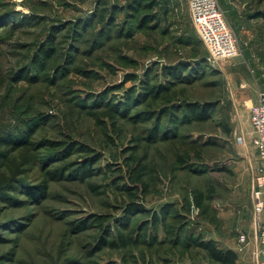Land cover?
<instances>
[{"label":"rangeland","instance_id":"rangeland-1","mask_svg":"<svg viewBox=\"0 0 264 264\" xmlns=\"http://www.w3.org/2000/svg\"><path fill=\"white\" fill-rule=\"evenodd\" d=\"M104 1L116 15L90 23ZM154 2L134 11L136 0H0V139L34 129L28 147L0 146L5 264H214L198 240L255 264L264 221L250 110L235 104L226 61H208L187 0ZM218 3L239 41L228 61L264 93V0ZM52 34V58H38ZM210 103L206 120L191 113ZM144 158L147 190L131 177ZM91 160L93 177L76 179ZM43 183L44 200L25 194ZM120 233L137 244L124 249Z\"/></svg>","mask_w":264,"mask_h":264},{"label":"built area","instance_id":"built-area-1","mask_svg":"<svg viewBox=\"0 0 264 264\" xmlns=\"http://www.w3.org/2000/svg\"><path fill=\"white\" fill-rule=\"evenodd\" d=\"M190 18L199 39L206 47L211 64L236 58L240 54L236 33L229 25L218 0H187ZM253 129V145L257 148L262 168L254 179V211L256 218L264 213V93H259L257 102L250 109ZM244 142V138H241ZM258 241L260 250L255 254V264H264V225H260ZM247 238L241 236L239 251Z\"/></svg>","mask_w":264,"mask_h":264},{"label":"trees","instance_id":"trees-1","mask_svg":"<svg viewBox=\"0 0 264 264\" xmlns=\"http://www.w3.org/2000/svg\"><path fill=\"white\" fill-rule=\"evenodd\" d=\"M104 5L103 9H101L99 12L93 14V16L91 17V21L90 23H92L94 21L95 24L98 25H103V24H110V21L112 19V17H114L116 15V11L112 10L111 8L108 7V5L106 4V2L104 1L103 4ZM155 7V2L154 0H136V4L131 6V9L134 11H137L138 9L142 10L143 8L147 9V10H151ZM261 18L264 17V15L259 16ZM153 18V17H152ZM151 16L149 19V21L152 19ZM155 21V20H154ZM143 27H146L148 25V21H145L142 23ZM198 37V36H197ZM50 41L52 42V47L48 50V49H43L41 50V53L37 54V57H41V54L44 55L45 60H50L55 52V34H52L50 36ZM199 42L201 45H203V43L201 42V40L199 39ZM204 46V45H203ZM190 71V70H189ZM185 77V76H183ZM182 80H184L185 83L188 84H192L193 82H187L184 78H181ZM196 108H194L192 110V114H196L195 118L198 119L199 121L201 120H206L207 118H209V114L212 111V108L215 107V103L212 104L210 103V105L205 104L203 107L197 108V106H195ZM132 105L130 104V102L127 103V108L125 107V114L126 116L131 115L132 111ZM119 110V109H118ZM174 131L178 130L179 126L174 124L173 126ZM34 131V129H33ZM33 131H29L27 133L26 136L23 137H10L8 139H0V146H5L8 148H12V149H21V148H25L28 147L30 144L29 140L32 138L33 135L32 132ZM31 137V138H30ZM141 141V140H140ZM139 141V142H140ZM74 148H70L71 153L74 152L73 150ZM1 158H3V155H0ZM141 159V160H133L136 164L137 168L134 170L132 177V181L133 183H137L140 186H144V188L147 190V175H148V167L147 164L145 163V160ZM182 161V160H181ZM92 160L89 161L88 164H86L84 166V168L78 173V175L76 176V179H84L87 177H93L94 172L92 170ZM183 162V161H182ZM51 175V177L53 179H59V178H63L62 176H59L58 171L56 172H51L49 173ZM65 178H69V177H65ZM25 194H27L32 200H34L35 202H38L40 200H44L45 198H47V194H48V185L43 183L40 184L38 186H34L31 188H28L27 190H25ZM194 198L196 200V204L198 207L204 209V211L207 209L206 203H207V197L204 195L203 192H199V191H195L194 193ZM140 209L138 206L133 207L130 211V213L136 211ZM168 210V207L162 211V214H164V218L166 216L165 212ZM163 217L159 218L158 214L154 215L153 218V222L154 223V227L156 229H158L157 227L159 226L161 220L163 221ZM81 228H79V230H81ZM119 238L121 241V244L123 246L124 249L130 248L132 245H135L137 243H134L132 238H126L123 234H119ZM146 240H144L145 242ZM157 241L156 238H154L152 243H155ZM5 242L4 240H2L0 238V243ZM112 246L114 245L113 243L111 244ZM195 246L198 247L199 249L205 251L210 259V261L214 264H238V254L233 251V250H224V249H220L217 245V243L215 241H205V240H198L195 243ZM8 258H0V264H5Z\"/></svg>","mask_w":264,"mask_h":264},{"label":"crops","instance_id":"crops-1","mask_svg":"<svg viewBox=\"0 0 264 264\" xmlns=\"http://www.w3.org/2000/svg\"><path fill=\"white\" fill-rule=\"evenodd\" d=\"M225 66H226V68L224 69L225 76L230 81V85H231L230 87L233 91L232 93L234 97L236 96V98H234L236 101L235 104L238 102L240 104L247 105L248 109L250 110L251 107L257 102L259 95V93L254 87L251 77L249 75H241L240 73L241 68L239 67V62L237 61H226ZM249 120L251 124V118ZM263 221H264V213H263Z\"/></svg>","mask_w":264,"mask_h":264}]
</instances>
